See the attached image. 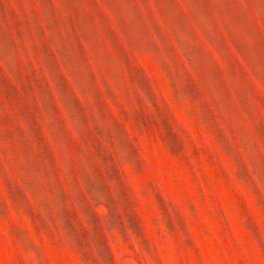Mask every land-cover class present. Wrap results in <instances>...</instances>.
<instances>
[{
    "label": "rangeland",
    "instance_id": "374dc122",
    "mask_svg": "<svg viewBox=\"0 0 264 264\" xmlns=\"http://www.w3.org/2000/svg\"><path fill=\"white\" fill-rule=\"evenodd\" d=\"M0 264H264V0H0Z\"/></svg>",
    "mask_w": 264,
    "mask_h": 264
}]
</instances>
